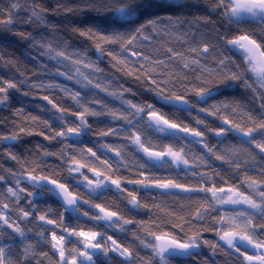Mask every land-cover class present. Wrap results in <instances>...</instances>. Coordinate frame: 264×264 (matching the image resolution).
Returning <instances> with one entry per match:
<instances>
[{"label":"snow or ice","instance_id":"snow-or-ice-1","mask_svg":"<svg viewBox=\"0 0 264 264\" xmlns=\"http://www.w3.org/2000/svg\"><path fill=\"white\" fill-rule=\"evenodd\" d=\"M21 2L28 0L0 6V32H12ZM214 4L212 11L222 8L229 21L264 24V0ZM137 10L131 4L116 9L123 18ZM159 10L179 8L144 0L135 30H84L80 36L147 91L186 109L163 111L136 101L129 98L136 93L120 84L101 89L119 107L102 102L83 91L96 87L89 77L97 61L86 50L69 54L70 44L55 36L14 33L54 62L57 71L37 72L36 83L32 77L27 82L43 92L40 98L62 114V122L36 131L38 116L24 111L7 133L0 132V156L16 164L0 163V264H219L217 255L224 264H264V40L243 30L227 40L243 69L237 72L217 58L201 30L211 23L207 16H160ZM32 19L43 22L42 16ZM5 52L0 43V66L17 65ZM16 72L19 78L0 76V95L16 88L26 71ZM236 90L251 103L230 94ZM57 91L71 104L57 99ZM77 123L101 143L72 140L83 135L75 131ZM12 130L19 133L15 139ZM29 134L67 152L36 145L21 155L15 145ZM50 156L60 163H42ZM205 248L211 258L203 255Z\"/></svg>","mask_w":264,"mask_h":264},{"label":"clouds","instance_id":"clouds-1","mask_svg":"<svg viewBox=\"0 0 264 264\" xmlns=\"http://www.w3.org/2000/svg\"><path fill=\"white\" fill-rule=\"evenodd\" d=\"M154 2L161 5L163 9L179 8V11L176 13L159 10L157 11V14L160 16H187L189 11L201 6L204 7L210 14L207 17L211 23L203 25L201 30L206 34V39L210 45L215 46L217 58H226V63H229V66H231L234 71L242 72L243 69L236 67V65L239 64V60L233 55V49L227 44V40L242 30L252 35V37L258 41L264 40V24L257 20H249L247 22L229 21L222 8H218L214 12L212 11V7H215L214 0H154ZM51 4L53 6L49 7L47 5V0H36L35 5H33L32 0H28L26 6L21 2L19 7H16L13 12L15 23L31 25L33 31L27 33L37 39L40 37L52 39L55 36L56 38L67 41L70 44V48L68 49L69 54L76 50H86L87 56L90 59L97 61V71L89 77L91 83L96 85V87L90 86L83 91H86L89 95H98L102 97V102L114 104L117 101L110 96H105L104 91H101V89L107 90L108 86L113 84L124 86L120 81L121 79L128 78L125 83H131L137 86V91L143 96V99L139 101L152 103L163 111H169L170 109L175 111L177 108H187L186 105H176L174 102L166 101L155 93L147 91L142 82L130 78L123 71L113 67L110 60L106 56H102L100 51L94 47L91 41L84 40L80 36V32L84 30H100L102 32H129L135 30L139 26V23L142 22L139 10L144 4V0H74V2H70V0H51ZM125 4H131L138 9L137 12L129 18L121 17L116 11L118 7ZM32 8L38 9L39 11L31 13L29 9ZM21 11L28 13V15L17 16L16 13ZM33 15L42 16L43 22L37 23L34 21L32 19ZM53 16L56 17V19L51 18ZM88 17H92V19H88ZM26 42L27 47L22 50V55L25 61L32 59L33 51L38 53V55H41L38 49L32 47V40L26 39ZM105 61L108 67L104 66ZM45 65L48 66L47 63H45ZM12 66L17 68L16 64H13ZM25 67L26 65L21 62L19 67L20 70L23 71L22 69ZM111 69H114L115 72H112ZM41 71L47 73L49 71L55 72L57 69L49 66L41 69L40 64L37 62L36 67L31 70V75L25 72L24 76L20 78L19 85L16 88L11 89L10 91H5L3 95H0V118L4 121L8 119V117L4 115L5 112L13 117H17L21 112H28L27 109L31 107L44 112L47 116V118L41 116L36 117L39 120V123L35 127L36 131L53 124H61L62 114L58 113L55 108L49 104L46 103L42 105L38 102L44 101L40 98L43 95V92L38 88H29L27 82L28 78L36 77V73ZM116 73L121 75L118 77ZM39 78L48 79L49 77L42 76ZM31 83L35 84L36 80L32 79ZM75 86L79 85L74 84L73 88H75ZM232 87L234 88L235 86L233 85ZM13 94H15L16 99L13 98ZM101 94L104 95L101 96ZM213 94L215 95V93ZM57 99L63 100V96H57ZM192 102L199 103L201 101L197 99ZM65 111H67V109H65ZM28 113L33 115L31 112ZM12 122H14V120L11 121V124ZM74 127L77 133L83 131V135L71 136V139L77 141V143L85 142V145L86 142H91L94 145L101 143V141L93 138V133L90 129L82 130L78 123ZM9 134L12 135L14 139L19 136V133L15 130H12ZM25 136H31V134ZM23 137L19 139L18 143H20ZM6 143L12 145L13 140H8ZM60 149L67 152V149L63 148V145L60 146ZM60 149L56 151H59ZM45 150L47 151L46 148ZM4 151L9 152L10 149L5 148ZM37 158L39 159V157ZM64 179L67 180L69 178L65 175ZM73 183H75V181H73ZM77 187L82 186L77 185ZM44 198L43 194L36 196L38 202H42ZM69 211H71V209H69Z\"/></svg>","mask_w":264,"mask_h":264},{"label":"trees","instance_id":"trees-1","mask_svg":"<svg viewBox=\"0 0 264 264\" xmlns=\"http://www.w3.org/2000/svg\"><path fill=\"white\" fill-rule=\"evenodd\" d=\"M70 2H74V0H70ZM47 5L49 7L53 6L51 4V0H47ZM0 6H3L4 8H8L10 6L9 0H0ZM161 11H167V12H172V13L177 12L176 10H161ZM16 15L17 16H27L28 13L21 11L19 13H16ZM209 15L210 14L207 12V10L202 6L199 8L193 9L187 13V16H189V17H192V16H209ZM51 18L56 19V17H54V16ZM88 19H92V17H88ZM32 31H33V29H32L31 25H28V24L21 25V24L15 23L13 25L12 32H7V31L0 32V43H2L6 49L5 58L17 61V65H16L17 67H20L21 62H23L26 65V67L23 68L22 70L26 71L29 75H31V70L36 67L37 62L39 64L47 63L49 67H52V64L54 63V62L49 61L46 57H39L38 53H36L35 51H33V53H32V59L27 60V61L24 60L23 55H22V50L27 47L26 39H21L19 36L15 35L14 33H16V32H32ZM104 66L108 67L106 61H105ZM60 70L64 71L65 69L63 68V66H61ZM111 71L115 72L114 69H111ZM45 74H46V72H45ZM116 75L119 77L121 74L116 73ZM0 76L4 77L5 79H8V78L13 77V76L19 78V73L16 72V68H14L12 65L0 66ZM32 79H35V77H32ZM127 79L128 78L121 79L120 82L123 83L125 87H131L133 92L136 93L135 97L129 96V98L134 99L136 101L143 99V96L140 94V92L137 91V86H135L131 83H125V81ZM56 80H57V82H61V83L68 85L69 87L74 86V82L67 81L63 77H56ZM75 88L79 90V86H75ZM56 94H57V96H60V97L63 96V94L59 93L58 91ZM230 94L236 96L238 99H241L242 102L251 103V101L247 97L243 96V94L240 90L231 91ZM103 95L104 94H101V96H103ZM13 98L16 99L15 94H13ZM38 102L41 103L42 105L46 104L45 101H38ZM63 103L65 105H70L71 101L68 100L67 98H63ZM114 104L117 107H119L118 102H116ZM27 111L31 112L33 115H37V116H41L43 118H47L46 114L44 112H41L40 110L33 109L30 107L27 109ZM4 115L7 116L8 119L5 120V122L3 124H0V132L7 133L10 130V128L12 127L11 121L17 120L18 118L11 116L7 112H5ZM185 122H191V118L186 119ZM36 145H42L44 148H46L49 151H56L59 148L58 144H56L55 142L50 143L49 141L44 140V138L40 135H31V136H24L23 139L20 141V143L15 145V151L21 155H30L31 153L27 152L26 150H34ZM0 163H2L5 168H13V169L16 168V164L14 161L7 159L6 157H3V156H0ZM42 163H44L45 165H57L60 162L57 160L56 157L50 156V157L46 158V160L43 161ZM215 166L222 168V169L226 167V166H222L219 162H216ZM47 170H48V168L45 167V171H47ZM129 187H131V186H129ZM111 198L112 197L109 196V199H111ZM49 202H51V201H49ZM229 210H231V209H229ZM117 235H119V233H117ZM205 238L214 240L215 236L212 233H206ZM128 239L130 240L131 237H129ZM141 255H144L143 250L141 251ZM203 255L205 257L211 258V253L208 251L207 248H205L203 250ZM224 259H225V257L220 256V255H217L215 257V260L218 261L219 264H224ZM174 264H176V262H174Z\"/></svg>","mask_w":264,"mask_h":264},{"label":"rangeland","instance_id":"rangeland-1","mask_svg":"<svg viewBox=\"0 0 264 264\" xmlns=\"http://www.w3.org/2000/svg\"><path fill=\"white\" fill-rule=\"evenodd\" d=\"M229 209H231V208H229Z\"/></svg>","mask_w":264,"mask_h":264}]
</instances>
